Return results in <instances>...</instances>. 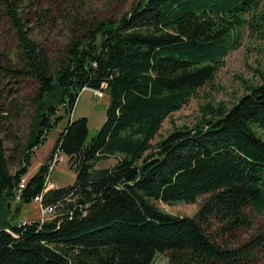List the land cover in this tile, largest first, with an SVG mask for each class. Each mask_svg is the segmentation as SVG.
<instances>
[{"label":"trees","instance_id":"trees-1","mask_svg":"<svg viewBox=\"0 0 264 264\" xmlns=\"http://www.w3.org/2000/svg\"><path fill=\"white\" fill-rule=\"evenodd\" d=\"M263 2L138 0L119 19L77 23L54 56L30 32L26 7L39 2L0 0L14 39L12 52L0 53V264H153L165 252L169 264L260 261L264 226L236 244L218 237L251 228L248 210L264 214V139L256 131L264 127V75L233 106L208 102L194 125L152 140L213 80L243 28L264 32ZM27 80L29 94L21 92ZM103 84L110 103L97 134L88 139L87 117L70 118L17 201L35 150L71 117L83 89ZM23 119L28 133L19 143L15 122ZM6 140L19 145L11 155ZM57 154L69 158L76 180L45 191ZM111 157L114 165L96 167ZM38 195L53 217L18 221L17 206ZM201 197L194 216L155 203Z\"/></svg>","mask_w":264,"mask_h":264},{"label":"rangeland","instance_id":"rangeland-1","mask_svg":"<svg viewBox=\"0 0 264 264\" xmlns=\"http://www.w3.org/2000/svg\"><path fill=\"white\" fill-rule=\"evenodd\" d=\"M38 6H27V17L31 20L29 27L32 36L52 55L63 51V48L71 38V29L77 26V23L84 20L93 19H119L125 12L129 11L132 5L138 0H37ZM36 3V2H35ZM264 7V2L261 8ZM46 15V16H45ZM14 47V39L9 30V26L2 19L0 11V53L9 54ZM264 75V32L251 30L249 26L242 29L240 43L235 49L219 64L216 75L212 81L207 82L197 92L188 99V101L177 111L172 112L164 119L162 125L155 135L152 143L160 141L166 137L175 128L194 125L201 116L203 105L226 104L233 106L239 98L246 92L247 87L262 82ZM34 87L30 80L22 82L21 92L29 94ZM110 103V96L105 93L103 97H95L91 88H85L79 95L71 117H65L57 126L50 130L47 141L35 150L32 158V165L29 172L25 175L28 179L35 173L41 164L48 161L50 152L64 126L71 119L87 117L89 120L90 140L94 137L107 119V108ZM17 135L20 137L19 143L28 133V119L15 122ZM258 135L264 139V127H256ZM17 143L6 140V146L9 149V155L12 149L19 147ZM16 163L11 165V171L14 173L20 166L19 152L15 153ZM61 154H57L51 160V171L49 174L48 187H63L73 184L76 180V172L69 164V158L58 160ZM117 162L116 157H111L97 164V168H105L114 165ZM53 167V168H52ZM52 184V185H51ZM49 188V189H50ZM202 201V197L195 203L175 202L167 203L163 200H155L156 205L162 210L174 215L194 216ZM19 216L18 221H33L53 217L51 213L44 211L43 207L33 201L30 204L17 206ZM16 209V211H17ZM250 216L254 219L252 227L244 228L234 232L236 238L231 234H225L218 237L221 242L236 244L238 240H244L251 235V232L264 226V214L257 215L252 210H248ZM216 230V228H214ZM153 264H169V253H160L156 256ZM255 264H264V253L260 261Z\"/></svg>","mask_w":264,"mask_h":264},{"label":"built area","instance_id":"built-area-1","mask_svg":"<svg viewBox=\"0 0 264 264\" xmlns=\"http://www.w3.org/2000/svg\"><path fill=\"white\" fill-rule=\"evenodd\" d=\"M107 88V84H103L101 88L99 89H92L93 93H94V96L95 97H103L105 95V90ZM58 160H65V155L64 154H61L60 155V158L59 159H55V163L58 161ZM53 168V167H52ZM50 171H51V167H50ZM50 174V173H49ZM49 176L47 177V180H46V187H45V191H47L50 187H48L47 185V181H49ZM26 182H27V178L24 177L22 178L20 184H19V190H18V194H17V201H20V198H21V193H22V189L25 187L26 185ZM52 185V184H51ZM53 188V186L51 187ZM34 201L38 202L41 207H43V210L44 211H47L49 213H51V215L53 214V211H54V207H47V206H44L43 203H42V195H38L34 198ZM51 218V217H49ZM49 218H46V219H49ZM42 220H44V218H42ZM21 222L23 224H25L27 221H22Z\"/></svg>","mask_w":264,"mask_h":264},{"label":"water","instance_id":"water-1","mask_svg":"<svg viewBox=\"0 0 264 264\" xmlns=\"http://www.w3.org/2000/svg\"><path fill=\"white\" fill-rule=\"evenodd\" d=\"M19 211V209H17V212Z\"/></svg>","mask_w":264,"mask_h":264}]
</instances>
